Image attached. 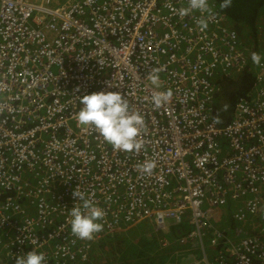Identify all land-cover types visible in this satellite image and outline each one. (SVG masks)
I'll list each match as a JSON object with an SVG mask.
<instances>
[{
  "label": "built area",
  "instance_id": "1",
  "mask_svg": "<svg viewBox=\"0 0 264 264\" xmlns=\"http://www.w3.org/2000/svg\"><path fill=\"white\" fill-rule=\"evenodd\" d=\"M209 3L201 32L199 12L172 11L188 0H0V264L31 251L81 264L97 241L146 221L164 236L188 226L180 243L200 255L189 264H264V64L251 59L263 54ZM243 73L256 81L223 123L221 80ZM169 89L154 110L152 94ZM99 91L143 115L139 153L78 126L80 97ZM74 190L105 211L91 240L71 234Z\"/></svg>",
  "mask_w": 264,
  "mask_h": 264
},
{
  "label": "clouds",
  "instance_id": "2",
  "mask_svg": "<svg viewBox=\"0 0 264 264\" xmlns=\"http://www.w3.org/2000/svg\"><path fill=\"white\" fill-rule=\"evenodd\" d=\"M230 4L231 0H222L219 7L226 9ZM172 11L178 13L181 18L189 16L194 12H199L201 18L197 20V25L200 31L204 32L208 28L207 20L204 17L212 13L213 8L209 0H188L186 7L179 9L173 8ZM251 59L256 65L264 64V56L257 52L252 53ZM159 71V69H153L147 76L148 81L155 89L162 87ZM172 95L173 93L170 89L167 91H155L151 96L153 109H159L167 104ZM80 104L83 107L76 116L78 126L94 127L99 131L103 140L111 145L115 151L135 153L141 151L143 144L137 137L140 135L141 130L145 129L144 117L139 112L130 111L128 102L120 92L99 91L85 94L80 97ZM137 167L143 174L151 175L153 169L156 167V163L154 160H145L143 163L137 165ZM73 196L78 197V200L82 203L75 204L69 211L71 234L81 240H91L96 233L103 230L104 225L100 221L103 220L105 211L102 207L94 204L92 200L86 198L83 192L74 190ZM259 217V221H262L264 215ZM146 223L152 225L153 231L159 236L160 248L164 250L172 249L171 238L175 232L180 231L182 228H173L164 236L155 230L153 223L149 221H146ZM186 231L181 233L176 239L177 249H181L178 252L181 259L179 264L191 263L188 257H192V255L195 258H200L196 256L199 255V249L196 243L191 248L188 245H181L180 236L185 234ZM163 237L169 241L168 246L162 243ZM45 262L46 257L44 254L35 251L28 252L25 255H19L15 260V264H45Z\"/></svg>",
  "mask_w": 264,
  "mask_h": 264
},
{
  "label": "trees",
  "instance_id": "3",
  "mask_svg": "<svg viewBox=\"0 0 264 264\" xmlns=\"http://www.w3.org/2000/svg\"><path fill=\"white\" fill-rule=\"evenodd\" d=\"M218 1L220 5L222 0ZM223 11L227 14L232 27L238 31L243 43L262 52L264 56V0H231L230 6ZM254 81H256V76L253 73H243L239 77L221 80V89H223L220 90L219 102L216 107L219 108L217 115L223 123L230 120L234 102L251 89ZM142 226L144 228L140 229V232H135ZM188 229V226L183 225L182 229L175 232L171 238L172 249L164 250L160 248V238L153 231V226L143 222L138 226L122 229L97 241L91 251V261H83L81 264H112L104 261L102 257L109 251L115 250L119 251L115 260L117 264H179L181 259L178 252L181 249H177L176 239ZM134 248L142 253L138 254L137 250L135 257H131L127 262L125 257ZM147 251L149 254H146ZM196 256L200 257V255Z\"/></svg>",
  "mask_w": 264,
  "mask_h": 264
},
{
  "label": "rangeland",
  "instance_id": "4",
  "mask_svg": "<svg viewBox=\"0 0 264 264\" xmlns=\"http://www.w3.org/2000/svg\"><path fill=\"white\" fill-rule=\"evenodd\" d=\"M251 216H252L253 218L256 217V215H255L254 213H252ZM259 222H260V223H259L258 225H260V224H264V217H263L262 221H259ZM229 223H230V221L224 223V226H226V227L229 226ZM258 225H257V226H258ZM247 226H250V227H248L249 230H253V229H255V228L257 227V226H251V224H247L246 227H247ZM143 228H144V226H142L141 228H137L135 232H137V231L140 232ZM140 229H141V230H140ZM137 250H138V249H136V248L130 250V252L128 253L127 257H125V259L127 260V262H128V260L131 259V257H135V252H136ZM139 253H142V252H141L140 250H138V254H139ZM102 254H103V253H102ZM146 254H149L148 251H147ZM195 254H196V253H195ZM118 255H119V251H118V250H115V251H109L108 253H106V254L103 255L102 259H103L104 261L110 262V263H112V264H117V262H116L115 260H116V258H117ZM102 259H100V262H102ZM194 259H195L194 255H192V257H188V260L191 261V262L194 261ZM188 260H187V261H188ZM211 260L213 261V257H212V256H211ZM144 262H145V261H144ZM120 264H127V263H120ZM148 264H150V263H148Z\"/></svg>",
  "mask_w": 264,
  "mask_h": 264
}]
</instances>
